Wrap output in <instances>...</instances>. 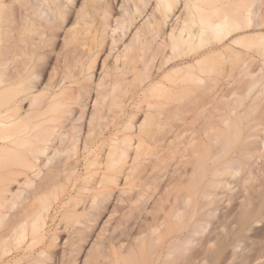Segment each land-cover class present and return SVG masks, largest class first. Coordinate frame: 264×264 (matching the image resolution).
<instances>
[{
    "label": "bare ground",
    "instance_id": "6f19581e",
    "mask_svg": "<svg viewBox=\"0 0 264 264\" xmlns=\"http://www.w3.org/2000/svg\"><path fill=\"white\" fill-rule=\"evenodd\" d=\"M68 1L38 0L45 20L0 0V264H136L150 203L200 204L151 264H264L236 249L263 203L264 104L237 100L257 82L264 0H84L67 26ZM239 197L232 251L213 252L211 204ZM115 202L140 205L101 238Z\"/></svg>",
    "mask_w": 264,
    "mask_h": 264
},
{
    "label": "rangeland",
    "instance_id": "374dc122",
    "mask_svg": "<svg viewBox=\"0 0 264 264\" xmlns=\"http://www.w3.org/2000/svg\"><path fill=\"white\" fill-rule=\"evenodd\" d=\"M83 1L84 0L68 1V6L64 7V9L68 10V15L64 22L65 25L69 26L74 21L76 18V12L78 9H80ZM30 4L32 8L39 7V13L45 17V20H50L52 13L48 6L43 4L39 6L38 0H30ZM62 38L63 33L62 29L60 28L58 29V36L56 38V45L58 48H60L62 45ZM100 68L101 61L95 68L97 69V74L99 73ZM97 74L94 75V79ZM244 77L247 78V76ZM253 100L258 103L260 102V105L264 104V56H261L258 61L257 82L251 89L245 90L240 94V97L237 100L238 108H244ZM90 104H92V101H90ZM256 114L257 111L250 113V116H255ZM226 129V140H230V147L235 148L239 144L238 136L235 134L237 132L233 126H227ZM231 131L234 132V135H230ZM207 146L208 154H214L218 148L217 139L213 138V140H211ZM200 151L202 152V149ZM262 161H264V152ZM256 177L257 180H255V183L260 182L261 184L263 179L262 176L256 174ZM260 184L258 185L259 189H257L255 192H252L251 200L258 201L259 197L263 198L262 207L259 209V214L255 217L256 219L251 223V230L244 232L242 231L241 233V240L238 242V247L236 248L238 257L246 254H257L261 255L262 260H264V183H262V185ZM237 189H235V191ZM238 195H240V192ZM240 199L241 197L230 204H228L224 199L211 204V207L216 208V215L211 219V224L207 227L206 234H211V246L209 247L213 252L223 249L229 254L231 253L232 247L229 245V242L234 237L233 232L239 224L238 220H240V212L242 211L240 202L237 201ZM139 205V203L127 204L119 202L112 203L111 205L108 204V207L102 210L99 225L95 227L96 235L98 234L99 237L104 238L108 234V231L112 228H115V231L118 232V228L124 227V224H128V222H124V220L128 219L132 212L138 211ZM199 207L200 204H194V206H185L184 211L181 212L178 217H175L173 214L176 213V206L171 207L169 203H166L163 205L164 210L162 211L160 210L159 205L153 203L147 204L145 206L146 210L143 211L144 213L142 216V219H144L143 222H145V224H143L145 226L144 230L146 229L145 232L147 235L143 247L141 249L135 247L134 238L132 237L135 235V232L128 235V238H130V241L133 243L132 246L134 247L135 251L134 260L136 264H151L157 251H159V249L165 245L169 237L177 235L186 227L188 221L192 217L194 210L199 209ZM110 212H112V214L109 216ZM159 216H161L160 219H158ZM221 218L224 219L222 220ZM152 227H154V230H152ZM256 231H260V233ZM124 236L126 235H121L122 240ZM128 238L126 237L124 239L127 241ZM255 239H257V243L254 242ZM117 248L118 247H116V251ZM123 248L124 247H122V249ZM119 249L120 248H118V252ZM236 261H238V259H231L224 264H236ZM120 264L126 263L125 261L121 260ZM204 264H212V262L208 259Z\"/></svg>",
    "mask_w": 264,
    "mask_h": 264
}]
</instances>
